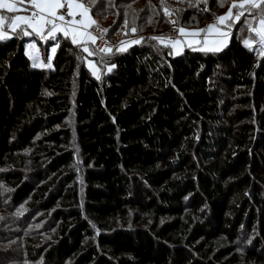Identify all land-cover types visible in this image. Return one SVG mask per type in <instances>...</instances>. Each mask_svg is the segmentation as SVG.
I'll use <instances>...</instances> for the list:
<instances>
[{
	"label": "trees",
	"instance_id": "1",
	"mask_svg": "<svg viewBox=\"0 0 264 264\" xmlns=\"http://www.w3.org/2000/svg\"><path fill=\"white\" fill-rule=\"evenodd\" d=\"M83 2L115 17L110 39L127 19L141 42L118 54L88 44L113 66L100 79L61 34L35 38L45 62L59 45L50 67L27 54L32 36L0 42V260L264 264V50L244 45L243 17L219 52L151 39L234 2Z\"/></svg>",
	"mask_w": 264,
	"mask_h": 264
},
{
	"label": "snow or ice",
	"instance_id": "2",
	"mask_svg": "<svg viewBox=\"0 0 264 264\" xmlns=\"http://www.w3.org/2000/svg\"><path fill=\"white\" fill-rule=\"evenodd\" d=\"M99 3H103V0H97ZM29 8L24 9L28 11L29 15H11L6 17L0 14V26L5 24L7 19V28L12 32L14 36H36L40 40H51L56 41L58 39V33H62L65 40H70L72 45L82 48L83 52L88 53L89 56L94 54L93 51H89L87 47L88 43L95 45L97 41V36H94L90 28L96 25V21L89 15V8L85 7L84 3L77 2V0H28ZM66 9V11H65ZM0 10H6L7 13H15L17 9V4L11 2V0H0ZM235 10V14H234ZM167 14V10H165ZM80 18L77 19L76 17ZM244 19V24L241 30H249L252 35L249 39L244 40V45L250 49H253V41H255L261 50H264V0H241L240 3H233L229 8L226 15L216 17L218 24H209L205 29H199L198 31H193L191 33L187 32L184 27H180L178 32L182 36H198L200 33H204V47L193 48L192 43H188L187 46L192 48V50H199L205 52H219L221 51L220 46H207V34L216 29L219 33V25L225 24V22H230L227 24L231 28L235 23ZM135 21L133 20V23ZM128 21L125 20V25ZM175 24V21L172 22ZM258 25V26H256ZM98 27V26H97ZM132 32L136 31L133 27ZM105 29L100 34V39H103V33L107 32ZM227 36L228 33H221ZM7 32L0 30V42L7 41L11 39ZM151 39L159 40L162 44L165 43V38L163 37H152ZM140 40L131 41V44H138ZM123 43V42H122ZM169 44L173 48H176L181 44L180 39H169ZM194 43L199 44L200 41H194ZM220 41L219 44H222ZM59 45H57L58 47ZM167 46V45H166ZM29 48H35L34 43L28 45ZM57 47H52L51 52L55 53ZM255 50V49H253ZM95 52H104L106 49H96ZM111 51V49H107ZM119 52L127 51L126 47H120L117 49ZM178 54V53H177ZM50 67L51 65H46ZM90 67H95L90 64ZM111 71V68L108 69ZM96 79H100L99 75H96ZM93 227H95L93 225ZM0 264L3 261L0 260Z\"/></svg>",
	"mask_w": 264,
	"mask_h": 264
},
{
	"label": "rangeland",
	"instance_id": "3",
	"mask_svg": "<svg viewBox=\"0 0 264 264\" xmlns=\"http://www.w3.org/2000/svg\"><path fill=\"white\" fill-rule=\"evenodd\" d=\"M109 1L111 2L113 0H109ZM231 1L234 2V3L241 2V0H231ZM77 2L84 3L83 0H77ZM145 2H146V0H141V3H145ZM92 4H94V2H92ZM99 4H102V3H99ZM84 5L87 6L85 3H84ZM126 5L127 6H130V4H126ZM121 6H124V5L121 4ZM121 6H120V8H121ZM103 12L106 13V11H104V10H103ZM105 16L106 15L101 16L102 18H98V20L95 19V21H96V23L100 24V26L103 24L101 27H104V25H106L105 28H107L110 24H112L114 22L115 17L108 18V17H105ZM172 20L174 21L175 19H172ZM205 26H203V27H199V26H181V25H179V23H177L176 26H174V27L173 26L171 27V25H169V26L164 27V28L165 29L166 28H169V29H172V28L179 29L180 27H184L187 30V32H190V31H198L199 29H204ZM256 26H258V25H256ZM128 29H129V33L127 32ZM169 29H167V30H169ZM116 32L117 33L112 32V34H113L112 36L113 37L111 38L112 40L111 39L110 40L112 42H115L117 44H120L121 46L123 45V47H126V48H128L130 46L131 41L138 40L139 37H142V36H136L135 32H132L130 26L127 27V26H125V24H123L122 26H120L119 28H117V31ZM180 38H181V34L179 33L177 39H180ZM32 43L35 44V48H29L28 47L29 44H27L26 45V47H27L26 50H27V54L28 55L30 54L29 56H30L33 64H35L38 67H42V66L49 65V64L52 65V59H53V56H54L55 53H52L51 52L49 61L48 62H45V58L43 57V52H41L42 46L40 44L36 43V42H32ZM89 45H91V47L93 49L95 48V45H93L91 43H89ZM52 47H57V46L56 45H53ZM87 47L89 48V51H92L88 45H87ZM36 55H37V57H35ZM85 64H86L87 68L90 70V72H91L92 75H93V72H95L96 75H99L100 76V78L103 76V74H105L107 72H110L108 70L109 68H111V70L113 68L112 65H106V66L102 67L99 64V62L97 61V59H95V58H93V57H91L89 55L85 58ZM90 64L91 65H94L95 67H90ZM93 76H95V75H93ZM3 213H5V212H1V214H3ZM256 232H257L256 230L252 229L249 234H246V236L240 237V239H239V241L237 243V246H238V248H239V250L241 252L244 249L245 242H246V244H249V242L252 243L254 241L255 233Z\"/></svg>",
	"mask_w": 264,
	"mask_h": 264
},
{
	"label": "crops",
	"instance_id": "4",
	"mask_svg": "<svg viewBox=\"0 0 264 264\" xmlns=\"http://www.w3.org/2000/svg\"><path fill=\"white\" fill-rule=\"evenodd\" d=\"M11 2H14V3L17 4V9L18 10L15 13H7L6 10H0V14L5 15L6 17L11 16V15H29L30 14L28 11H25L24 10V9L29 8L30 5H25V3L22 0H11ZM85 7H87V6H85ZM228 11H226L225 13H223L221 16L226 15L228 13ZM89 15L91 16L92 19H94V17L92 16V14H91L90 11H89ZM76 18L79 19L80 17L77 16ZM228 23L229 22H225V24H220L219 25V33L217 32L216 29H213L212 31H210L207 34V40H208V45L207 46H214V45L220 46L221 47V50H222V49H224L225 47H227L229 45V43L231 42L233 30H232V28H229L227 26ZM7 24H8V21L6 19L5 24L3 26H0V30H3L5 32H7V34L9 36H11L13 34L7 28ZM209 24H218V21H209V22H207L205 28H207V26ZM191 32H193V31H190L189 33H191ZM221 33H228V35L227 36H224ZM60 34L62 35V33H58V37H60ZM204 37H205V34L204 33H200L198 36H191V35L182 36L181 35V38H180L181 44L178 45L176 48H173V51L176 54L177 53L178 54L183 53L186 50V48H189L187 46L188 43H192L193 48L204 47L205 46V44H204ZM35 38H38V37L32 36V39L33 40L30 41V43H32V42L38 43V41ZM194 41H200V43L197 44V43H194ZM220 41H223V43L222 44H219ZM196 51H199V50H196Z\"/></svg>",
	"mask_w": 264,
	"mask_h": 264
},
{
	"label": "built area",
	"instance_id": "5",
	"mask_svg": "<svg viewBox=\"0 0 264 264\" xmlns=\"http://www.w3.org/2000/svg\"><path fill=\"white\" fill-rule=\"evenodd\" d=\"M66 11V9H65ZM98 26V27H97ZM107 29V32L103 33V39H100V34L103 30ZM89 31L92 32L94 36H97V41L95 44L96 49H106L104 52L100 53H110V54H118L119 51H117L118 48L121 47L120 44L114 43L110 40V31L108 28L101 27L99 24L96 23L92 28L89 29ZM179 35L178 29L172 28L167 31H164L162 33V37L165 38V40L169 41V39H177ZM107 49H111V51H107Z\"/></svg>",
	"mask_w": 264,
	"mask_h": 264
}]
</instances>
